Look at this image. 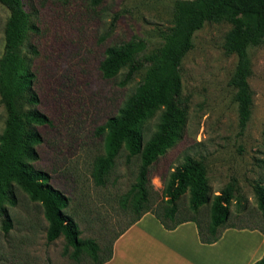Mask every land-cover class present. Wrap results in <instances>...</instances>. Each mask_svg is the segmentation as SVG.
<instances>
[{
  "label": "rangeland",
  "instance_id": "1",
  "mask_svg": "<svg viewBox=\"0 0 264 264\" xmlns=\"http://www.w3.org/2000/svg\"><path fill=\"white\" fill-rule=\"evenodd\" d=\"M176 0H21L33 29L21 47L34 75L35 106L49 120L37 127L41 143L35 147L34 169L49 175V184L67 199L64 214L77 224L80 238H89L104 249L106 243L129 222L119 199L130 189L139 166L121 150L103 186L90 177L93 160L102 155V137L95 129L115 116L140 82L143 71L118 86L126 72L101 78L98 65L105 48L132 39L145 43L143 55L160 47V35L171 26ZM116 15L115 21L113 17ZM7 11L0 5V56ZM231 26L205 23L192 36V47L179 66V102L184 118L173 144L148 170L149 208L162 212V190L168 175L184 157L199 160L207 177V202L192 211L185 191L176 200L174 221L193 218L201 226L209 219L214 195L226 185L234 198L228 206L226 225L234 230L264 232V212L257 208L255 185L264 188V44L248 50L251 93L249 120L237 126L233 90L228 85L235 56L223 50ZM161 110L141 123L143 143L155 131ZM0 104V133L4 125ZM14 206L6 205L11 228L0 230V264L74 263L62 238L44 240L46 223L37 203L12 186ZM222 233V232H221Z\"/></svg>",
  "mask_w": 264,
  "mask_h": 264
},
{
  "label": "trees",
  "instance_id": "2",
  "mask_svg": "<svg viewBox=\"0 0 264 264\" xmlns=\"http://www.w3.org/2000/svg\"><path fill=\"white\" fill-rule=\"evenodd\" d=\"M0 5L8 14L3 26L0 56V104L5 114L0 133V230L3 233L11 228L6 205H15L12 186L40 206L46 223L45 242L52 243L61 237L65 250L71 249L69 258L74 263L87 260V264H104L111 257L112 243L146 213L166 230L182 222H193L202 244L216 242L223 230L233 228L226 225L228 206L234 198L231 185H226L213 196L208 223L204 227L193 218L174 221V203L185 191L192 211L207 202L206 170L199 160L184 157L168 175L162 190L166 206L161 213L149 208L148 170L173 144L182 124L185 108L179 102V66L192 47L193 34L205 23L225 22L231 26L222 47L225 53L235 56L228 85L234 92L237 126L240 131L244 129L252 104L247 84L250 75L248 50L264 44V0H176L171 26L160 35V47L143 55L144 41L132 39L104 49L98 65L101 78L111 79L120 69L126 68L118 82V86H124L137 72L143 71L140 82L117 114L107 118L94 132L102 137V155L93 160L90 171L96 186L104 185L121 150L125 151L127 159L137 157L139 162L133 184L119 199L121 209L131 215L129 222L106 243L104 249L92 239L80 238L77 224L63 212L68 199L49 184L46 172L31 165L38 158L35 147L41 143L36 128L49 124L48 118L35 108L39 99L32 88L34 75L21 51L27 32L33 27L21 0H0ZM115 19L116 15L113 21ZM159 109L161 114L155 131L143 143L141 123ZM253 192L258 210L264 212V188L257 184ZM258 231L263 236V254L252 264H264V232Z\"/></svg>",
  "mask_w": 264,
  "mask_h": 264
},
{
  "label": "crops",
  "instance_id": "3",
  "mask_svg": "<svg viewBox=\"0 0 264 264\" xmlns=\"http://www.w3.org/2000/svg\"><path fill=\"white\" fill-rule=\"evenodd\" d=\"M262 254L258 230L227 228L216 242L202 244L193 222L166 230L146 213L112 243L104 264H252Z\"/></svg>",
  "mask_w": 264,
  "mask_h": 264
}]
</instances>
